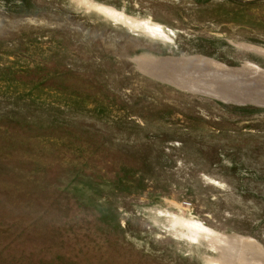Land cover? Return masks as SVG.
Wrapping results in <instances>:
<instances>
[{"label":"rangeland","instance_id":"374dc122","mask_svg":"<svg viewBox=\"0 0 264 264\" xmlns=\"http://www.w3.org/2000/svg\"><path fill=\"white\" fill-rule=\"evenodd\" d=\"M0 264H264V0H0Z\"/></svg>","mask_w":264,"mask_h":264}]
</instances>
